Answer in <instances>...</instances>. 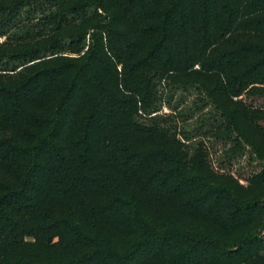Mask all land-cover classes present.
<instances>
[{
	"label": "trees",
	"instance_id": "1",
	"mask_svg": "<svg viewBox=\"0 0 264 264\" xmlns=\"http://www.w3.org/2000/svg\"><path fill=\"white\" fill-rule=\"evenodd\" d=\"M0 264H264V0H0Z\"/></svg>",
	"mask_w": 264,
	"mask_h": 264
},
{
	"label": "rangeland",
	"instance_id": "2",
	"mask_svg": "<svg viewBox=\"0 0 264 264\" xmlns=\"http://www.w3.org/2000/svg\"><path fill=\"white\" fill-rule=\"evenodd\" d=\"M195 94L196 92L193 91L192 89L189 92H182L181 90L169 92V95H172L173 97V100L171 103L172 106L174 107L177 106L178 108H180L182 112H184V115L186 114V117L189 118V121L187 120V123H185L184 126L190 131L196 127V125L198 124L197 121L200 118H203L204 115L208 112V110H210V105L202 107L200 111L192 110L194 109L195 105H201L200 103L195 101V98H194ZM163 108H164L163 109L164 112L168 110V107L166 104L165 106H163Z\"/></svg>",
	"mask_w": 264,
	"mask_h": 264
}]
</instances>
